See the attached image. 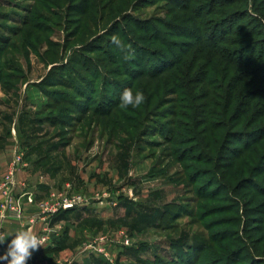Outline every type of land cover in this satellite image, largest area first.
Segmentation results:
<instances>
[{
	"label": "rangeland",
	"instance_id": "obj_1",
	"mask_svg": "<svg viewBox=\"0 0 264 264\" xmlns=\"http://www.w3.org/2000/svg\"><path fill=\"white\" fill-rule=\"evenodd\" d=\"M0 133L83 199L27 264H264V0H0Z\"/></svg>",
	"mask_w": 264,
	"mask_h": 264
},
{
	"label": "crops",
	"instance_id": "obj_2",
	"mask_svg": "<svg viewBox=\"0 0 264 264\" xmlns=\"http://www.w3.org/2000/svg\"><path fill=\"white\" fill-rule=\"evenodd\" d=\"M5 138L6 134L0 133V182L2 181L4 173H6L8 169V163L12 159V149L17 146V144H19L15 140H8ZM36 162L37 161H32V159L29 158L27 160L22 159V163L18 168L19 170L14 174L13 184H9L7 188H0V212L2 210V205L7 201L8 198H11L12 200L19 198L21 193L23 192H32L34 195H36L37 191H46L50 187L49 180H47L48 177H45L43 179L37 177L36 181L33 184L28 180L30 176L33 175V173L35 174L34 171H37L39 167ZM22 164L27 165L23 166ZM57 169L58 168L56 167L54 171H51V169L50 171H47L46 174L47 176H50L51 180L57 175V171L59 170ZM20 199L23 204V217L20 219L14 217L4 218L2 226L5 231V236L14 234L16 231L22 229H30L35 234H37L40 229H42V227L44 228L47 227L46 225H48L46 223V220H44L39 214V209L37 208L35 202L36 198L33 203L27 202L24 197H20ZM13 238L14 235H10L6 238L5 242L2 243L0 255H3L4 252L7 251L8 243H10L11 239ZM0 264H7V262L0 260Z\"/></svg>",
	"mask_w": 264,
	"mask_h": 264
},
{
	"label": "clouds",
	"instance_id": "obj_3",
	"mask_svg": "<svg viewBox=\"0 0 264 264\" xmlns=\"http://www.w3.org/2000/svg\"><path fill=\"white\" fill-rule=\"evenodd\" d=\"M111 42L121 49L127 47L126 59L134 56V49H131L130 45L125 46L118 37L113 36ZM145 99L143 92L134 93L130 88H125L121 93L119 106L122 109H127L129 106L139 108ZM10 235H14V238L8 243L7 251L0 255V260L6 261L7 264H27L33 252L43 247L47 240V237L38 236L30 229H22ZM8 236L0 234V244L4 243Z\"/></svg>",
	"mask_w": 264,
	"mask_h": 264
},
{
	"label": "built area",
	"instance_id": "obj_4",
	"mask_svg": "<svg viewBox=\"0 0 264 264\" xmlns=\"http://www.w3.org/2000/svg\"><path fill=\"white\" fill-rule=\"evenodd\" d=\"M20 157H16L13 161V163H19ZM14 182V167L11 170H7L6 173H4L2 177V181L0 182V188L5 187L7 188L9 184H13ZM32 192H23L21 193L20 197H24L27 202L33 203L35 201V197ZM11 199L8 198L7 201L2 205L1 212H0V234L5 235V231L3 229L2 223L4 218L6 217H14V218H22L23 217V204L21 199ZM83 201L81 196H68L64 195L63 193H55L50 192L47 196V198L40 200L37 203L39 214L44 219V214L46 213H56L59 210H66L69 208L74 207L75 205H78ZM41 237H45L43 235L36 234ZM2 244H0V250H1Z\"/></svg>",
	"mask_w": 264,
	"mask_h": 264
},
{
	"label": "trees",
	"instance_id": "obj_5",
	"mask_svg": "<svg viewBox=\"0 0 264 264\" xmlns=\"http://www.w3.org/2000/svg\"><path fill=\"white\" fill-rule=\"evenodd\" d=\"M227 2H228V1H226V2H225V1H222L221 3H219V5H220V4H223V3H227ZM185 8H186V7H185ZM198 14L200 15L201 13H198ZM145 22L148 23V21H145ZM145 26H148V25H145ZM214 31H215V29H214ZM214 36H215V35L213 34L211 38H213ZM214 39H215V38H214ZM86 59L89 60V61H91V60H90L89 58H87V57H86Z\"/></svg>",
	"mask_w": 264,
	"mask_h": 264
}]
</instances>
